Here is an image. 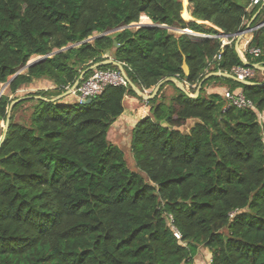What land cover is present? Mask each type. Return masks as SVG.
Listing matches in <instances>:
<instances>
[{"label": "trees", "instance_id": "trees-1", "mask_svg": "<svg viewBox=\"0 0 264 264\" xmlns=\"http://www.w3.org/2000/svg\"><path fill=\"white\" fill-rule=\"evenodd\" d=\"M243 2L187 0L185 20L181 0H0V90L10 81L0 123L25 98L0 146V264H264V72L254 86L211 77L196 99L165 84L131 132L138 172L108 141L125 98L143 102L130 86L89 105L50 101L111 57L142 92L175 78L193 95L208 74L251 68L233 37L264 22V7ZM141 17L150 25L129 28ZM250 48L259 57L244 59L264 69V25ZM98 70L118 71L99 67L81 83ZM34 83L52 88L15 96ZM225 90L254 107H228Z\"/></svg>", "mask_w": 264, "mask_h": 264}, {"label": "built area", "instance_id": "built-area-1", "mask_svg": "<svg viewBox=\"0 0 264 264\" xmlns=\"http://www.w3.org/2000/svg\"><path fill=\"white\" fill-rule=\"evenodd\" d=\"M263 4H264V0H249V4L246 8V11L248 12L251 9L259 7ZM200 36L205 37L204 35H200ZM221 36H218V38H220L222 41L221 44V49H222L225 45L229 44V42L227 41L228 36L226 38H221ZM246 51L249 55H251L254 58H258L261 53L258 48H250L249 50H245L244 53ZM241 57L244 59V56ZM221 58H222L221 52H219L213 61L218 63L221 61ZM230 75L233 76L238 81L250 82L255 77V70L249 67H235L230 71ZM109 86L127 87L128 85L125 79L121 76L119 71L98 70L94 72L86 81L80 83L71 96H73V98L78 104H83L85 101L89 99L92 100L95 97L101 95L105 90V88ZM192 88H195V86H193ZM150 92L151 90L144 91V93L146 94H150ZM224 98L227 101L228 107H233L239 110H247V109H252L254 107L253 102L246 99L242 94L241 90L237 93H232L229 90H225ZM232 216L233 214L231 215V217ZM174 236L177 239H180V235L178 234V232H175Z\"/></svg>", "mask_w": 264, "mask_h": 264}, {"label": "water", "instance_id": "water-1", "mask_svg": "<svg viewBox=\"0 0 264 264\" xmlns=\"http://www.w3.org/2000/svg\"><path fill=\"white\" fill-rule=\"evenodd\" d=\"M262 6L264 7V4H263ZM254 18H255V17H254ZM254 18H253V19H254ZM252 21H253V20H252ZM252 21L249 22V23L247 24V26H246V28H245L244 31L239 32L238 34H236V35L234 36V39H236V41H235V51H236V53L238 54V56L240 57L241 62L243 63L244 66H250V67H251L252 69H254V70H261L262 72H264V69H262L260 66H258V65H250V64H248V63L246 62V60H244V59L241 57V54H240V51H239V43H240L241 39H242L245 35H247V34H249V33H252L253 31L257 30L258 28H260V27H262V26L264 25V22H262V23H261L260 25H258L256 28H251ZM140 27H141V26H139V27H137V28H140ZM129 28H131V25H130ZM161 28H166V27H163V26H162ZM115 32H117V30L111 31V32L107 33L106 35H109V34H112V33H115ZM99 37H101V36H98V37H95V38H89V39H88L87 41H85L84 43H86V42H90V41H93V40H95V39H97V38H99ZM226 37H227V36H225V35H222V36H221V38H226ZM82 44H83V43H82ZM113 46L116 47V48L119 47V45H117L116 42H113ZM62 51H64V50H62ZM39 59H40V58H39ZM43 59H45V58H41V60H43ZM38 61H40V60H38ZM30 65H31V64H30ZM108 65H113V66H116V67H117V69H118V71L120 72L121 76H122V77L125 79V81L127 82V85L131 87V89L134 91V93L136 94V96H137L138 98H140L143 102H148V101L153 100V99L156 97V95L158 94L159 90H160L165 84H167V83H173V84L176 86V88H177V89H178L183 95L187 96V97L190 98V99H196V98L198 97V95H199V91H200V89H201L202 84H203L206 80H208L209 78H211V77H225V78H230V79H232V80H234V81H236V82H238L239 84L244 85V86H254V85H259V84H253V83H251V82H249V81H238V80H236L233 76H231L230 74L217 72V73H211V74H208L207 76H205L204 79L201 80V82L198 84V86H197V88H196V91H195V93H194L192 96L189 94V92H188L187 89L184 87V85H183L179 80H177V79H175V78H168V79H165V80L159 82V83H158V84H157V85L151 90L150 94H146V93L140 91L139 89H137V87H135V86L129 81V79H128L127 76L125 75V72H124V70H123V66H122L121 64L115 62V61H114V57H111V58L106 59L105 61H103V62H101V63H97V64H95V65H93V66L87 68L85 71H83V72L80 74L79 78L74 82L73 86H72L70 89H68L63 95H60V96H58V97H56V98H54V99H52V100H50V101H51V102H56V101H59V100L63 99V98L66 97V96H71L72 93L75 91V89L78 87V85L81 83L82 79L84 78V76H85L87 73L92 72V71L96 70V69L99 68V67H104V66H108ZM28 66H29V65H27L26 67H28ZM182 70H183L185 76H188V75H189V69H188V66L186 65V63H183ZM23 99H25V98H19V99L15 100V101L11 102V104H10V106H9L8 113H7V117H6L5 123L3 124V126H4V131H3V134H2V136H1V138H0V146H1V144L3 143V141L5 140V137H6V133H7L8 126H9V122H10V115H11L12 107H13L16 103L20 102V101L23 100ZM36 99L44 100L43 98H40V97H36ZM91 102H92V100L89 99V100L85 101V102L83 103V105H89ZM160 125L163 126V127H167L166 122H161Z\"/></svg>", "mask_w": 264, "mask_h": 264}, {"label": "rangeland", "instance_id": "rangeland-1", "mask_svg": "<svg viewBox=\"0 0 264 264\" xmlns=\"http://www.w3.org/2000/svg\"><path fill=\"white\" fill-rule=\"evenodd\" d=\"M181 1L183 2L184 12H186L187 0H181ZM236 1L238 3H241V4L244 3L243 0H236ZM188 16H189V14H188ZM190 19L191 18L189 16V19L186 18L185 20H190ZM139 24H143V25L147 26L150 23H149L147 18L141 17L140 21H139ZM131 28H137V27H131ZM166 29L171 31L170 28H166ZM177 33H180V32H177ZM38 60H41V58L33 61V63L37 62ZM9 83H10V81L7 84L2 85L1 90H0V96L3 95L7 91ZM50 87H51V85H44L43 87H40V84L34 83V85L29 90H26L24 94L21 93V94L15 95V96L16 97H22V96H24V95H26L28 93L36 92L37 90L50 89ZM214 87H217V86L216 85H211L210 86V90L214 89ZM169 89H171V88H169ZM170 95H176V92H174L172 89H171V91H167L166 98L168 99V97H170ZM190 95H192V94H190ZM64 98H65L66 101L70 102V100H72L73 96H71V98H70V96H66ZM135 100H137V99H135ZM134 106L135 107H134L133 110H131V112L127 111L125 113V117L121 120V122L119 124L120 125L119 130H113L112 129L109 132L108 141L111 144L120 147V149L123 151L124 157H125V161H126V165H127L128 169L133 171V172H138V170L135 167L134 161H133L132 153L130 152L131 132H132V129H133L134 125L136 124V121H139V120L145 118V115H144V112H143L144 107H146V110H149V109L146 106L145 102H140L139 100L135 101ZM125 107L127 109L126 104H125ZM191 124H192V122H189L185 127L181 128V130L182 131H188V128L191 126ZM0 126H1V128L4 127L3 126V122L0 123Z\"/></svg>", "mask_w": 264, "mask_h": 264}, {"label": "crops", "instance_id": "crops-1", "mask_svg": "<svg viewBox=\"0 0 264 264\" xmlns=\"http://www.w3.org/2000/svg\"><path fill=\"white\" fill-rule=\"evenodd\" d=\"M138 25H140V24H132L131 26H138ZM171 31H173V32H177L176 30H173V29H171ZM253 33V32H252ZM252 33H249V34H247V35H245L242 39H241V41H240V43H239V51H240V54H241V56H244L243 55V53H244V51L245 50H247L248 49V46H249V44H250V42H251V40H252ZM244 38H246V39H244ZM71 98V97H70ZM135 101H137V100H135V98H130V97H127V98H125V104H126V106H127V109H126V107H124V112H123V114H122V116L114 123V125H112V127H111V129H110V131L113 129V130H119V128H120V122H121V120L125 117V113L127 112V111H130L131 112V110H133L134 109V103H135ZM149 110H146V107H144V109H143V112H144V115H145V117H147L148 116V112ZM109 131V132H110ZM109 134V133H108ZM109 136V135H108ZM202 259H198V262H200ZM198 264H203V262H200V263H198Z\"/></svg>", "mask_w": 264, "mask_h": 264}, {"label": "bare ground", "instance_id": "bare-ground-1", "mask_svg": "<svg viewBox=\"0 0 264 264\" xmlns=\"http://www.w3.org/2000/svg\"><path fill=\"white\" fill-rule=\"evenodd\" d=\"M142 25L143 24H140V25H138V26H131V27H139V26H141L142 27ZM150 25V24H149ZM143 26H146V25H143ZM174 30V29H173ZM107 33V32H106ZM190 34H192L191 32H188V35H190ZM103 35V34H102ZM96 37V36H95ZM244 39H246V38H244ZM33 61H35V60H32V61H30L27 65H30V64H32L33 63ZM12 78V77H11Z\"/></svg>", "mask_w": 264, "mask_h": 264}]
</instances>
